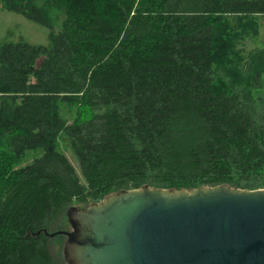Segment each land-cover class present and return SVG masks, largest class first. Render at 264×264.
Masks as SVG:
<instances>
[{
	"label": "trees",
	"instance_id": "1",
	"mask_svg": "<svg viewBox=\"0 0 264 264\" xmlns=\"http://www.w3.org/2000/svg\"><path fill=\"white\" fill-rule=\"evenodd\" d=\"M0 7L50 29L47 46L0 41V264H67L54 244L74 201L145 185L264 188L261 76L246 87L216 67L217 25L264 19V0ZM52 7L65 11L58 33Z\"/></svg>",
	"mask_w": 264,
	"mask_h": 264
},
{
	"label": "water",
	"instance_id": "2",
	"mask_svg": "<svg viewBox=\"0 0 264 264\" xmlns=\"http://www.w3.org/2000/svg\"><path fill=\"white\" fill-rule=\"evenodd\" d=\"M66 215L67 264H264V188L145 185Z\"/></svg>",
	"mask_w": 264,
	"mask_h": 264
},
{
	"label": "rangeland",
	"instance_id": "3",
	"mask_svg": "<svg viewBox=\"0 0 264 264\" xmlns=\"http://www.w3.org/2000/svg\"><path fill=\"white\" fill-rule=\"evenodd\" d=\"M44 2L45 0H37L39 6H43ZM49 11L51 25L54 31L58 33L65 19V11L63 8L57 7H52ZM228 24L227 26H220L219 24L216 27L218 32L217 57L219 58L216 67L219 70L222 69L225 79L231 77V80L246 87L255 83L254 79L260 75L263 87L260 92L264 94V19H232L228 21ZM49 33L50 29L48 27L35 23L21 14L0 7V41L7 39L17 42L23 39L29 44L47 46L49 44ZM59 145L81 180L84 181L79 161L65 136L60 139ZM72 206L83 207L86 205L74 201ZM62 231H73L68 218L64 219ZM65 240L66 237L55 240L54 253L57 257L61 254L64 258L63 246Z\"/></svg>",
	"mask_w": 264,
	"mask_h": 264
}]
</instances>
